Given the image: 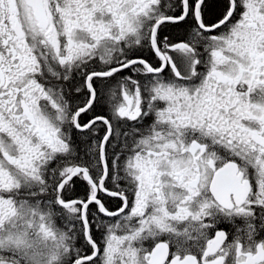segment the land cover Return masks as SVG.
<instances>
[{"label":"snow or ice","instance_id":"6c2138e0","mask_svg":"<svg viewBox=\"0 0 264 264\" xmlns=\"http://www.w3.org/2000/svg\"><path fill=\"white\" fill-rule=\"evenodd\" d=\"M0 264H264V0H0Z\"/></svg>","mask_w":264,"mask_h":264}]
</instances>
